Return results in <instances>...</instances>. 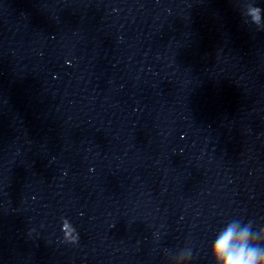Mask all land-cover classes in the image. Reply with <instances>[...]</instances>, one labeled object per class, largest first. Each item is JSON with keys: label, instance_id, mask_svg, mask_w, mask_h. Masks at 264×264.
<instances>
[{"label": "clouds", "instance_id": "clouds-1", "mask_svg": "<svg viewBox=\"0 0 264 264\" xmlns=\"http://www.w3.org/2000/svg\"><path fill=\"white\" fill-rule=\"evenodd\" d=\"M241 4V14L246 23L257 27H264V9L249 0H237ZM69 222L65 219L62 230L69 229ZM75 229L66 233L69 243L77 240ZM210 256L214 264H264V228L253 230V223L249 221L243 227L238 224H228L215 236L210 249Z\"/></svg>", "mask_w": 264, "mask_h": 264}]
</instances>
